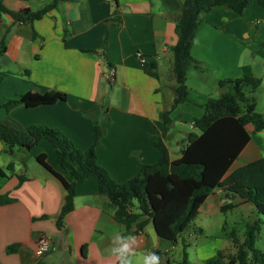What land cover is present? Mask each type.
I'll return each mask as SVG.
<instances>
[{
    "label": "crops",
    "instance_id": "obj_1",
    "mask_svg": "<svg viewBox=\"0 0 264 264\" xmlns=\"http://www.w3.org/2000/svg\"><path fill=\"white\" fill-rule=\"evenodd\" d=\"M49 1L1 0L12 11L37 10ZM182 3L63 0L32 25L0 12V42L6 46L0 57V121L58 128L79 150H85L93 139L91 114L99 108L105 110L106 133L96 148V162L114 181L122 183L137 174L140 164L156 161L159 152L154 141L158 138L167 146L171 159L179 157L185 148L172 156L162 137V111L170 110L171 125L179 120L188 121L192 127V120L203 114V104L212 92L221 94L218 81L241 77L243 66H249L261 79L253 95L256 110L264 115V6L259 0H249L242 14L223 6L201 14L190 53L202 69L187 71V100L171 108L176 83L170 48L177 42L175 17ZM109 69L113 76L106 79ZM209 86L212 91H208ZM48 90L65 93L66 100L31 108L17 105L9 112L2 107L8 98ZM259 105L261 109H257ZM246 128L250 140L225 175L263 158L260 150L264 140L257 133L264 130L255 134L251 125ZM52 147L43 139L31 151L36 156L44 154L52 169L63 173ZM13 154H8L0 141V169L4 172L0 174V194L14 198L0 204V264H151V255L158 257V264H188L184 239L178 257V238L173 242L159 237L151 222L136 234H125L124 225L114 218L113 206L98 193L93 177L76 183L73 208L58 227L56 218L66 193L62 183L45 168L30 171L24 164L16 168L7 156ZM10 162L12 170L7 169ZM19 174L26 177L20 185ZM224 194L216 187L207 196L188 229L191 239H197L196 233L203 228L220 225L221 214L230 209L223 210L225 203H232L231 209L248 204L235 195L230 202L224 201ZM202 214L208 220L200 221ZM211 217L217 218L216 222H211ZM225 223L223 220L220 225L223 231ZM42 233L50 236L51 250L37 256L36 238ZM12 244L16 246L9 250ZM222 244L220 236H208L206 242L194 246L196 260L203 264L220 251ZM231 252H235L234 246Z\"/></svg>",
    "mask_w": 264,
    "mask_h": 264
},
{
    "label": "trees",
    "instance_id": "obj_2",
    "mask_svg": "<svg viewBox=\"0 0 264 264\" xmlns=\"http://www.w3.org/2000/svg\"><path fill=\"white\" fill-rule=\"evenodd\" d=\"M60 1L63 0H50L37 10L23 8L12 11L0 0V12L9 14L14 21L32 25ZM259 2L264 6V0ZM248 3L249 0H183L181 11L175 17L177 42L170 48L176 83L171 108L187 100V71L190 68L202 69L190 53L194 34L201 22V14L215 6H223L242 14ZM33 35H36L35 32ZM5 49L2 40L0 57ZM87 51L95 53L94 50ZM145 69L157 76L155 72ZM242 71L243 74L239 78L218 81V86L222 89L221 94L205 100L203 114L192 120V127L196 131L187 132V143L179 157L171 159L167 146L158 138L154 141V147L159 152L156 161L140 164L137 174L122 183L114 181L96 162V148L106 133L108 119L105 110L101 111V108L91 114L93 139L85 150H79L58 128L43 124L23 127L11 119L9 122L0 121V141L4 143L8 153H13L15 146L30 151L43 139L53 146L56 161L63 173L53 170L46 162L44 154L37 155L36 160L62 183L66 191L64 203L56 218L58 227L61 226L64 216L73 208L76 183L93 177L97 182L98 193L105 195L113 206L114 218L124 225L125 234H136L151 222L159 237L175 242L196 219L201 205L216 187L223 193L239 197L242 203L253 204L256 212L264 215V159L246 163L225 175L250 140L247 125H251L253 132L264 130V116L256 110L253 95L261 79L252 74L249 66H243ZM6 74L7 72L2 73ZM24 74L28 76L27 71ZM64 100L66 94L56 90L43 93L28 91L15 98L6 99L2 107L9 112L17 105L31 108ZM169 113L170 110H165L159 115L164 129L172 123ZM7 169H13L12 162L7 165ZM0 174L4 175L1 169ZM18 180L20 185L26 177L19 174ZM12 201L14 198L0 194V204ZM232 207V203H225L222 208L226 210ZM259 229V221L248 223L242 241L231 232L230 238L235 252L225 256L221 251H217L215 255L204 260L203 264H264V253L254 247L256 232ZM15 246L16 244H12L8 249L12 250Z\"/></svg>",
    "mask_w": 264,
    "mask_h": 264
},
{
    "label": "rangeland",
    "instance_id": "obj_3",
    "mask_svg": "<svg viewBox=\"0 0 264 264\" xmlns=\"http://www.w3.org/2000/svg\"><path fill=\"white\" fill-rule=\"evenodd\" d=\"M9 73V72H7ZM208 87V91H212V88ZM247 90V88H246ZM264 93V90L262 91ZM212 97H217L218 95L212 92ZM257 109H261V105L257 107ZM264 116V115H263ZM164 128V127H163ZM189 131H196L192 127H190L189 122H180L179 120H175L173 124L169 125L167 129H164V138L166 143L169 145L170 149L172 150L171 154L173 157H176L179 155L180 149H182L186 145V132ZM255 134L257 132H254ZM260 135L261 139L264 140V132L257 133ZM260 140V139H259ZM45 142H48L44 140ZM36 145V144H35ZM53 148V147H52ZM32 149V148H31ZM27 151L24 148H20L18 146L14 147V154L13 155H7L8 158L15 163L16 168H19L21 164L25 165V167L30 168V171H37V170H43V166L36 160V155H34V152ZM8 153V152H7ZM10 154V153H8ZM56 154V153H55ZM261 156L264 158V149L260 150ZM21 170V169H19ZM21 172L25 173V170H22ZM198 218V217H197ZM215 217H211V222H216ZM196 219H194L195 221ZM208 220V217L202 214L200 216V221ZM223 220L226 222L224 226V231L221 230L220 225L223 223ZM193 221V222H194ZM254 221H259V231L256 232V240L254 243V247L258 249L259 251L264 253V215L259 214L256 212L253 204L248 203L247 205H243L238 208L229 209L221 214V223L217 227H213L212 229L203 228L201 233H196L198 235L197 239H191L188 235V229L192 228L193 222L189 225V227L183 231L180 236L178 237V252L177 256L181 257L182 255V247H181V241L182 238L184 239L185 247L184 250L186 251L188 255L189 262L188 264H199V262L196 260L195 257V247L197 245H200L208 240V236H220L223 239L224 244H222V247L220 251L227 255H230L233 251L232 241L229 239V235L231 232H233L239 239V241H242L243 234L245 230V226L248 223H252ZM197 230V228H195ZM232 230V231H231ZM226 240V241H224ZM189 244V245H188ZM226 245V246H225ZM230 247L231 250H229L228 247ZM235 248V247H234ZM250 255V253H249ZM251 256V255H250ZM250 258V257H249ZM248 264H252V262H249Z\"/></svg>",
    "mask_w": 264,
    "mask_h": 264
},
{
    "label": "built area",
    "instance_id": "obj_4",
    "mask_svg": "<svg viewBox=\"0 0 264 264\" xmlns=\"http://www.w3.org/2000/svg\"><path fill=\"white\" fill-rule=\"evenodd\" d=\"M138 56H141L138 53ZM113 70L109 69L108 72L104 75L106 79H110L113 76ZM51 250V238L49 235L42 233L36 238V248L35 253L37 256L44 255Z\"/></svg>",
    "mask_w": 264,
    "mask_h": 264
},
{
    "label": "clouds",
    "instance_id": "obj_5",
    "mask_svg": "<svg viewBox=\"0 0 264 264\" xmlns=\"http://www.w3.org/2000/svg\"><path fill=\"white\" fill-rule=\"evenodd\" d=\"M148 260L151 261V264H158V257H156L155 255H151L150 257H148Z\"/></svg>",
    "mask_w": 264,
    "mask_h": 264
},
{
    "label": "water",
    "instance_id": "obj_6",
    "mask_svg": "<svg viewBox=\"0 0 264 264\" xmlns=\"http://www.w3.org/2000/svg\"><path fill=\"white\" fill-rule=\"evenodd\" d=\"M233 197H234L233 195H229L228 193H225L223 200L224 201L226 200L227 202H230Z\"/></svg>",
    "mask_w": 264,
    "mask_h": 264
}]
</instances>
